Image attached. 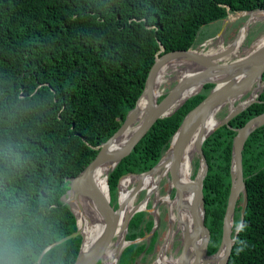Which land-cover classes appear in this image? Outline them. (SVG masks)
<instances>
[{"label":"trees","instance_id":"trees-1","mask_svg":"<svg viewBox=\"0 0 264 264\" xmlns=\"http://www.w3.org/2000/svg\"><path fill=\"white\" fill-rule=\"evenodd\" d=\"M261 7L264 0H0V235L13 241L4 259L37 264L47 245L76 230V218L61 199L69 178L119 128L161 47V53L188 49L210 37L213 31L204 28L228 12ZM211 87L205 84L174 113L157 119L114 167L108 178L114 202L119 178L156 164L185 114ZM258 99L229 121L232 128L223 125L203 142L208 253L221 240L233 128L264 112V90ZM242 163L245 227L227 264H264V125L247 138ZM153 226V216L138 211L126 238H141ZM157 236L128 244L117 264H134L144 250H153ZM80 243L78 235L49 248L40 264H72Z\"/></svg>","mask_w":264,"mask_h":264},{"label":"water","instance_id":"water-1","mask_svg":"<svg viewBox=\"0 0 264 264\" xmlns=\"http://www.w3.org/2000/svg\"><path fill=\"white\" fill-rule=\"evenodd\" d=\"M230 15H235V17L245 16V20L234 37L219 51L211 52L209 49L204 51L191 46L188 49H175L161 53L163 50V47H161L160 54L157 53L147 74L142 92L138 96L135 105L127 111L119 128L99 144L94 159L77 175L69 178L68 189L61 196V199L68 204L76 218V230L47 245L41 251L37 264L41 263L43 254L49 248L78 235H81V243L72 264H97L98 262L105 264L107 248L114 237L116 251L115 259L111 264H117L122 250L129 243L135 241L126 238L128 225L133 215L138 211L152 213V211L158 209L160 203H165L168 217L166 233L154 263L157 259L166 256V250L171 247L176 235L180 240V244L179 252L173 258L175 259L173 264L228 263L238 233L237 227L240 222L244 223V213L248 201L243 175L242 150L249 135L256 128L264 125V112H262L248 119L242 126L233 128L236 133L231 147L230 188L222 217L221 240L217 249L212 253H208L211 229L206 220L203 196V180L208 171L203 142L223 125L232 128L229 121L250 104L259 102L258 98L264 90V79L262 78L264 73V42L259 43L264 38V33L246 46H242L243 40L239 52L234 53V48L241 41V37H246L255 22L264 20V8L228 12L227 16L222 19L223 22L217 34L221 35L223 33L226 25L231 21ZM230 54H233L231 55L232 58L227 60L226 57ZM173 62H183L184 66L181 71L188 70L189 73H183L178 77L175 84L158 99L157 73L162 67ZM207 83L212 84V87L185 114L180 125L173 133L168 147L162 152L156 164L143 172L125 173L117 183V192L119 193V184L122 177H141L154 173L160 167L167 166L169 186L166 196L169 197L168 201L164 202L159 199L152 204L151 208L140 207L139 205L130 208L124 213L121 229L116 233L115 224L126 200L120 201L119 195H117L115 202L111 198L108 178L112 170L133 150L157 119L174 113L189 97L201 92ZM196 85L198 86L197 90L188 95L184 94L186 89ZM246 92L248 94L243 97ZM180 98L181 100H179ZM173 103H177V105L166 113L167 108ZM222 108H226V114L222 118H217V121L209 129H204L205 121L216 115ZM136 123L137 129H134L122 143H119L125 131ZM196 128H199V133L194 140L193 152L198 157L199 165L195 176L192 177L191 175L186 178L184 170L182 171L183 164H181L184 157V146ZM107 157H110L111 165L105 172L104 189L97 181L96 171L100 162ZM152 192L145 194L142 200L148 201ZM238 199L241 200L239 223L234 225L235 207ZM72 205L78 207L81 212L84 211V207H89L95 214H103L105 217L99 233L86 245H84L85 232L79 225L77 212ZM158 216L154 220L151 231L143 236L148 239L147 242H149L150 236L158 231L160 226V217ZM194 250H197L202 258L199 263L193 260ZM134 264H138V259L135 260Z\"/></svg>","mask_w":264,"mask_h":264},{"label":"bare ground","instance_id":"bare-ground-1","mask_svg":"<svg viewBox=\"0 0 264 264\" xmlns=\"http://www.w3.org/2000/svg\"><path fill=\"white\" fill-rule=\"evenodd\" d=\"M234 17H235V15H230L229 18L233 19ZM244 38H245V36H242L241 40L243 41ZM262 42H264V38L259 41V43H262ZM207 44H209V42H207ZM240 45H241V42H238L236 44V48H234V51H236L237 53H238V47ZM223 48H224V46H223L222 41H219L217 47L216 48L211 47L209 49V51H211V52L219 51V50H221ZM231 55H233V54L228 55L226 57V59L229 60ZM180 63H181V65H184L183 62H179V63L173 62V63L167 64L166 66L162 67L158 71L157 76H156V82H157V85H158V92H157L158 96L162 93V89H161L160 86L162 85V83H164L168 79L167 75L169 73H171L173 71H177L178 74L177 75L175 74L176 78L180 77L183 73H189L188 70H184V72H182L181 71L182 67H177V66L180 65ZM197 89H198L197 85L192 87V88L190 87L189 89H186L184 91V94L188 95V94L194 92ZM179 100H181V98ZM176 105H177V103H173L172 105H170L167 108L166 113L169 112L170 110H172ZM216 115H213V116L209 117L205 121V123L203 125L204 129L207 130L211 126L214 125V123L217 121ZM134 129H137V123L135 125H133V127H131L130 129L125 131V133L123 134V136H122L121 140L119 141V143H122V141L125 140L128 137V135ZM198 133H199V128H196L193 131L192 136L190 137V139L187 141V143L184 146V153H183L184 157L182 159L181 164H183L182 171L184 170V174H185L186 178L191 176L192 172H193V158H194L193 146H194V140H195L196 136L198 135ZM110 165H111V159H110V157H107V158L103 159L100 162L99 167H98V169L96 171L97 181L102 185V187L104 189H105L104 176H105V172H106L107 168L110 167ZM168 174H169L168 167L166 166V167H160L154 173L146 174V175H143L141 177L124 176V177L121 178L120 184H119V193H118V195H119L120 201L123 202V201L126 200V202H125V205H124L121 213L118 215V223L115 224V226H116L115 228H116V231H117L116 233H118V231L121 229L124 213L127 210H129L130 208L135 206L133 203H130V204L127 203V197H128L127 188L128 187H134L136 184H140L141 186H144V185L148 184L149 189H151L152 185L154 183H156L157 181H159V180H162V179L165 180L167 178V180L169 181ZM136 193H137V190H134L133 194H136ZM149 199H150V197H149ZM166 201H168V197H166L165 202ZM72 206L75 209V211L77 212V219H78L79 225L83 228V230L85 232L84 245H86L90 241H92L94 239V237L99 233V231L101 230V228L103 226V219L105 217H104L103 214L102 215H100L99 213L95 214L89 207H84V211L81 212V210L78 207H76L75 205H72ZM115 251H116V248H115V237H114L112 243L108 245L107 253H106V257H105V264H111L112 263V261L115 259L114 258ZM193 252H192L193 253L192 257H193L194 262L199 263L202 258L197 253V250H194ZM174 261H175V259L174 260H170V257H168L166 255L165 257L157 259V261L154 264H173Z\"/></svg>","mask_w":264,"mask_h":264},{"label":"rangeland","instance_id":"rangeland-1","mask_svg":"<svg viewBox=\"0 0 264 264\" xmlns=\"http://www.w3.org/2000/svg\"><path fill=\"white\" fill-rule=\"evenodd\" d=\"M244 20H245V16L234 17L226 25V28L221 35L217 34V32L222 25V21L217 22L215 24V26L212 24L209 27L204 28L205 31H207V30L213 31V33L210 35V37L207 38L208 40H206V41L198 38L197 42L195 43V44H198L196 48H198L199 50H204V51L210 49L211 47L216 48L219 41H222L223 46H225L234 37L238 28L240 27V25L243 23ZM263 33H264V20H259V21L255 22L253 26H251V28L248 31L243 43H242V40L240 42L242 43V46H246L249 43H251L252 41H254L255 38L262 35ZM200 38H202V37H200ZM207 42H209V44H207ZM239 49H240V46L238 47V52H239ZM234 53H237V52L234 51ZM230 58H232V57L230 56ZM183 66L184 65H181V63H180V65L177 67H183ZM175 74L177 75L178 72L173 71L167 75L168 79L164 83H162V85L160 86L162 89V93L158 96V99H160L163 96V94L175 84V82L177 81ZM247 94H248V92H246L243 95V97H245ZM226 112H227L226 108H222L219 110L216 117L218 119L222 118L226 114ZM196 159H198V157L195 154L194 158H193L192 177L195 176V174L197 172V170L195 171V168L198 169V165H199V163H198V165L195 166ZM157 184H159V186H157V188H155ZM168 186H169V181L166 178L165 180L162 179V180H159L156 183H154L152 185L151 189H149L148 184L144 185V186H141L140 184H136L134 187H128L127 188V194H128L127 203L128 204L133 203L135 206L139 205L140 207L145 206L146 208H151L152 204L157 202L159 199H162L165 202L166 197H167L166 192H167ZM134 190H137L136 194H133ZM150 191H153L150 195V199H148V201L142 200V198L145 196V194L149 193ZM117 195H118V192H117ZM168 199H169V197H168ZM146 212L148 214L152 215L154 220H155V218H157V215H159L158 217H160V226L158 228V236H157V240L155 242V247L153 248V250L149 251L146 254L144 253L145 252V250H144L142 252L143 254L141 253L142 256L140 254L139 255L140 257L137 258L138 264H142V262L145 264H153L154 263L156 255H157L159 247H160V244H161L162 239L164 238L165 233H166V223H167L168 214H167L165 203H160L158 205V209L155 211H152V213H150L149 211H146ZM117 223H118V221H117ZM134 240L137 242H144L148 239L146 237H141V238H137ZM179 244H180V240L178 239V236L176 235L174 238V241L172 242L171 247H169V249L166 250V255L168 257H170V260H174L173 258H175L177 256V254L179 252V249H178ZM145 249H146V247H145ZM144 254H145V259H144V261H141V258L143 257Z\"/></svg>","mask_w":264,"mask_h":264},{"label":"clouds","instance_id":"clouds-1","mask_svg":"<svg viewBox=\"0 0 264 264\" xmlns=\"http://www.w3.org/2000/svg\"><path fill=\"white\" fill-rule=\"evenodd\" d=\"M244 227V223L240 222L237 227V231H243ZM12 248V239L7 234L0 235V264H10V261L5 260L4 257L8 256L11 253Z\"/></svg>","mask_w":264,"mask_h":264},{"label":"flooded vegetation","instance_id":"flooded-vegetation-1","mask_svg":"<svg viewBox=\"0 0 264 264\" xmlns=\"http://www.w3.org/2000/svg\"><path fill=\"white\" fill-rule=\"evenodd\" d=\"M221 21H222V20H221ZM222 22H223V21H222ZM253 25H254V24H253ZM253 25H252V26H253ZM206 39H207V38H206ZM206 39H203V40H206ZM197 45H198V44H195V45L193 46V48H196Z\"/></svg>","mask_w":264,"mask_h":264}]
</instances>
